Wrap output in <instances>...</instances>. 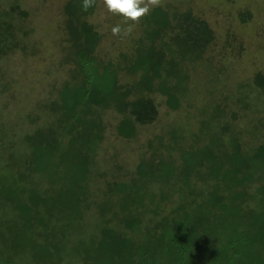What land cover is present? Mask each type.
Segmentation results:
<instances>
[{
    "label": "trees",
    "instance_id": "1",
    "mask_svg": "<svg viewBox=\"0 0 264 264\" xmlns=\"http://www.w3.org/2000/svg\"><path fill=\"white\" fill-rule=\"evenodd\" d=\"M22 4L0 0L2 93L11 83L3 61L38 46ZM94 8L83 12L81 0L64 8L70 53L59 66H71L68 79L29 96L19 122L0 116V264H264V121L230 112L235 121L214 136L190 121L191 133L164 127L133 172L100 157L107 112L119 116L111 130L126 140L160 116L156 94L189 120L192 108L182 107L193 104L197 65L210 64L215 83L224 73L214 65L209 23L190 6L153 8L113 62L98 56L102 38L86 21ZM250 82L257 88L250 95L247 81L237 88L247 108L264 95V74ZM209 95L216 101L209 117L219 121L226 102L217 103L215 89ZM201 158L233 168L216 163L212 178L201 175L192 167ZM236 214L240 221L225 220Z\"/></svg>",
    "mask_w": 264,
    "mask_h": 264
},
{
    "label": "rangeland",
    "instance_id": "2",
    "mask_svg": "<svg viewBox=\"0 0 264 264\" xmlns=\"http://www.w3.org/2000/svg\"><path fill=\"white\" fill-rule=\"evenodd\" d=\"M4 1L5 3L11 2V0ZM22 1V8L29 11L30 23L35 29L31 35L33 38L31 42L38 46L34 49L33 46L29 47L26 52L17 50L12 59L6 63L3 61L2 68L6 70L5 75L8 74L11 78V83L8 90L0 92V116L10 122L12 120L19 122L26 114V107H29V96L37 99L40 95L43 96L50 89L52 83L57 80H67L71 69V66L67 64L59 66V61L62 62L65 56L70 53V48L64 45V41L69 39L65 33V26L69 19L66 18L64 12L69 0ZM171 5L190 6L199 17L209 23L215 36L211 47V52L215 56L214 65L224 70V73L215 83L217 73L211 72L210 64L201 63L196 68L194 67L196 71L192 78L195 84L193 104L182 107L183 109L192 108V116L188 118L189 120L185 118L181 121L184 113L170 109L166 104L165 97L156 94V103L160 104V116L152 124L140 126L135 139L118 138L111 129L119 122L120 118L114 112H107L105 119L110 123L107 124L105 141L99 149L100 157L115 160L116 165L121 166L125 171L133 172L130 167L138 162L139 153L143 152L147 141L159 135L164 127L172 128L174 126L173 128L179 130L180 133H182L181 128L186 127L188 133H191L187 125L190 121L192 128H197L204 135L214 136L219 126L235 121V116H232L230 112H235L238 116L253 117L264 121V95H255V100L251 103L252 107L247 108L244 103L238 101L239 92L237 89L240 81H247L246 84L250 85V95L257 89L250 82L251 77L257 73L264 74V0H163L162 7ZM86 21L93 25L101 36L97 53L99 58L106 61L116 62L120 53L125 51L126 39L137 35L140 30L135 25L134 31L129 37L112 36L111 27L116 23H122V18L108 13L103 5V0H97L93 13L87 17ZM207 52L210 53V50L207 49ZM209 53L207 55L210 56ZM120 79L123 83H127L124 76H121ZM14 85L19 87V91L16 93L12 88ZM0 87H3V83ZM214 89L216 93L214 98L217 103L220 100H225L226 104L223 107L229 111V113L226 111V114L215 122L209 117V113L213 110L210 108V104L215 101L209 93ZM230 89L232 90L229 93ZM227 97L230 100L225 99ZM7 115H11L13 119ZM177 122L182 123L177 124ZM237 122L240 123L241 119L239 118ZM230 131L232 130L230 129ZM201 152L203 151L199 150V153ZM219 162L222 163L221 159ZM216 163H218L217 159L213 163L201 158L196 160L192 167L201 175L212 178V172H209L208 169ZM220 163H218L219 167L223 168L224 166V170L233 168L232 163L228 161L224 165ZM134 167L136 168L135 165ZM124 170L121 169L117 175L121 176ZM181 180L182 182L179 183L183 198L187 180L185 177ZM241 218L238 214L226 215L225 220L230 219L233 222L240 221ZM95 225L98 226L99 222L92 223L93 227Z\"/></svg>",
    "mask_w": 264,
    "mask_h": 264
},
{
    "label": "clouds",
    "instance_id": "3",
    "mask_svg": "<svg viewBox=\"0 0 264 264\" xmlns=\"http://www.w3.org/2000/svg\"><path fill=\"white\" fill-rule=\"evenodd\" d=\"M97 0H81V9L87 13L96 6ZM107 12L122 18V23L111 27L114 37H129L134 31V26L150 13L153 8L162 7L163 0H103Z\"/></svg>",
    "mask_w": 264,
    "mask_h": 264
}]
</instances>
